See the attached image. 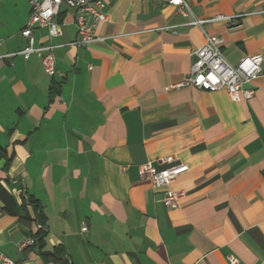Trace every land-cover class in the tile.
<instances>
[{"label": "crops", "instance_id": "obj_1", "mask_svg": "<svg viewBox=\"0 0 264 264\" xmlns=\"http://www.w3.org/2000/svg\"><path fill=\"white\" fill-rule=\"evenodd\" d=\"M185 1L182 14L169 0H104L94 26L102 39L85 46L73 44V14L62 6L59 35L33 31L35 46H52L53 76L36 54L18 53L28 1H0V256L229 264L233 254L264 264V0ZM206 35L223 39L233 66L262 54L252 98L174 86ZM167 156L188 167L171 184L184 192L176 208L139 176L141 164L161 168ZM38 224L40 249H19Z\"/></svg>", "mask_w": 264, "mask_h": 264}, {"label": "built area", "instance_id": "obj_2", "mask_svg": "<svg viewBox=\"0 0 264 264\" xmlns=\"http://www.w3.org/2000/svg\"><path fill=\"white\" fill-rule=\"evenodd\" d=\"M1 1V0H0ZM30 7L29 17L20 29V34L25 40V46L18 51L27 59L31 54H36L48 75L53 76L56 72L55 59L52 46L34 45V28H47L50 36L60 34L55 18L60 8L65 6L72 14L77 29V37L73 42L76 46H85L102 38L96 36L94 26L99 20L105 19L103 9L104 0H27ZM169 3L177 7L178 11L185 14L188 4L185 0H169ZM218 15L213 19H222ZM205 20L194 19L188 24L200 25ZM233 25L236 20L232 19ZM2 39H0V42ZM223 39L215 35H206L204 43L194 50L195 59L189 72L174 86H194L208 91L224 90L228 97L235 102L246 101L253 97L254 88L251 85L262 71V54L257 53L242 57L233 66L229 64L222 54ZM12 55V54H11ZM165 166L155 167L150 162L139 166V176L151 182L154 188L162 190V203L169 208H176L183 198V191H176L171 188L172 182L188 167L186 164H172V157L167 156L160 161ZM41 228V225H37ZM86 230V227H82ZM35 243L34 238L26 237L19 244L18 248H26ZM229 264H239V259L229 254L226 256ZM0 264H13V262L1 255Z\"/></svg>", "mask_w": 264, "mask_h": 264}, {"label": "trees", "instance_id": "obj_3", "mask_svg": "<svg viewBox=\"0 0 264 264\" xmlns=\"http://www.w3.org/2000/svg\"><path fill=\"white\" fill-rule=\"evenodd\" d=\"M26 200H27L28 204H31L32 206H34V210L36 211L37 205H36L35 201L30 196H28ZM37 217H38V214H37ZM44 233L45 232H44L43 228L41 227V228L37 229L35 233H32L30 236V237L34 238V240H35V243L32 246L37 247L38 250L40 249V247L43 243V238L45 235Z\"/></svg>", "mask_w": 264, "mask_h": 264}, {"label": "rangeland", "instance_id": "obj_4", "mask_svg": "<svg viewBox=\"0 0 264 264\" xmlns=\"http://www.w3.org/2000/svg\"><path fill=\"white\" fill-rule=\"evenodd\" d=\"M12 1H13L14 3H17V2H16L17 0H12ZM4 5H5V4H4ZM5 13H6V14H5L4 16H6V18H8L9 20H10V19H14V18H16V14H15L14 11H11V10L8 9V10L5 11Z\"/></svg>", "mask_w": 264, "mask_h": 264}]
</instances>
